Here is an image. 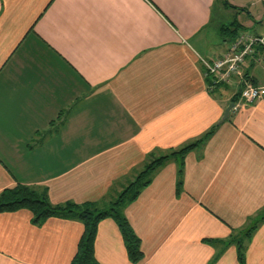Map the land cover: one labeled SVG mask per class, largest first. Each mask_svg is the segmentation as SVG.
<instances>
[{"label": "crops", "instance_id": "0c3cea01", "mask_svg": "<svg viewBox=\"0 0 264 264\" xmlns=\"http://www.w3.org/2000/svg\"><path fill=\"white\" fill-rule=\"evenodd\" d=\"M214 6L0 0V192L18 184L47 188L53 205L102 208L152 157L215 127L181 159L180 189L181 160L172 158L123 212L140 240L137 264H239L230 239L264 215V102L241 103L238 79L207 91L201 59L214 60L226 47L220 26L219 41L208 46ZM249 15L237 18L241 29L264 35L247 30L257 24ZM261 54L257 48L242 73L262 87ZM32 62L56 75L48 88ZM62 110L65 122L57 126ZM82 233L76 220L36 225L28 210L0 213V264H70ZM243 242L244 264H264V221ZM93 252L99 264H133L111 219L99 222Z\"/></svg>", "mask_w": 264, "mask_h": 264}, {"label": "trees", "instance_id": "16d2710c", "mask_svg": "<svg viewBox=\"0 0 264 264\" xmlns=\"http://www.w3.org/2000/svg\"><path fill=\"white\" fill-rule=\"evenodd\" d=\"M225 5L227 6V4ZM228 7H232L234 10L244 11L233 5H229ZM248 16H250L249 13ZM219 28L221 40L225 45L233 42L239 33L244 31V29H241V26L238 24L237 19L228 25L222 24ZM215 89L216 87L211 93ZM65 117L66 112L62 110L53 123H56L57 126L63 125ZM214 129L215 127L185 147L178 150H171L158 157H152V159L144 164L141 171L135 175L133 180L124 186L121 192L113 200L107 202L102 208L99 207L98 204L93 203L76 204L73 202H66L53 205L49 201L47 188H35L18 184L12 189L0 192V213L16 212L22 209L28 210L32 214L33 224L36 225L43 223L49 218L79 221L83 225V233L78 241L76 254L70 264H99L96 261L93 252L97 226L100 221L111 219L119 229L129 261L133 264H137L143 258V254L140 250V240L133 232L123 212L125 207L133 203L138 198L141 191L150 184L151 175L157 168L161 167L172 158L181 160L187 152L202 145L212 134ZM182 174L183 165L181 160L177 171V190L181 188ZM263 221L264 215L255 220L248 229L230 239V241L236 245L237 260L239 264H244L245 245L243 241L249 240L253 231Z\"/></svg>", "mask_w": 264, "mask_h": 264}, {"label": "built area", "instance_id": "2783aa9c", "mask_svg": "<svg viewBox=\"0 0 264 264\" xmlns=\"http://www.w3.org/2000/svg\"><path fill=\"white\" fill-rule=\"evenodd\" d=\"M257 48L262 54L257 56L255 61L264 63V35L257 36L242 31L233 42L226 45L218 58L211 61L201 59L207 91L211 92L219 85L231 86L234 80L238 79L242 83L239 88L241 103L264 102V86H256L244 81L242 73V65L248 57H255Z\"/></svg>", "mask_w": 264, "mask_h": 264}, {"label": "rangeland", "instance_id": "374dc122", "mask_svg": "<svg viewBox=\"0 0 264 264\" xmlns=\"http://www.w3.org/2000/svg\"><path fill=\"white\" fill-rule=\"evenodd\" d=\"M227 4V6L225 5ZM229 5H233V6H238L237 8H240L242 11H238V10H234L232 7H228ZM248 13H250L253 16H256V22L257 24L254 25V27H247V30L252 31V32H256V33H263L264 32V0H215V6L213 8V13H212V21H211V25L209 27V32H208V39H209V47L213 48L215 47L214 45L216 44V42L219 41V37L215 34L218 27L220 25H228L232 22H234L237 18L239 19V21L241 20L242 22H245L248 18L247 15ZM240 21V22H241ZM242 24V23H241ZM54 63H51V65ZM57 64V63H56ZM30 70H32L31 72H33V70L37 69L38 71H40L43 75H46V82H47V88H48V82H51V79H53L54 77H56V75L53 73L51 74L49 77V74H46L49 72L48 69H46L45 67L42 69L40 67L39 64L32 62L31 65L29 66ZM56 73L58 72L57 70L55 71ZM64 74L68 75L69 72L62 67V71ZM61 76L63 79L64 76ZM55 85L52 83V88L47 91L55 92ZM57 95L61 94L62 95V91L61 89H56V93ZM47 95H49V93H47ZM48 100H52V97H49ZM83 100L82 98H79V101ZM78 101V102H79ZM83 102H79L78 103V107L82 104ZM71 105L68 107H65L64 110H67V113H69L72 109H71ZM75 107V106H74ZM77 107V106H76ZM38 138L32 139L31 140V144H34L37 141Z\"/></svg>", "mask_w": 264, "mask_h": 264}, {"label": "water", "instance_id": "95a60500", "mask_svg": "<svg viewBox=\"0 0 264 264\" xmlns=\"http://www.w3.org/2000/svg\"><path fill=\"white\" fill-rule=\"evenodd\" d=\"M232 108H233V103H229L228 106L225 108L223 116L219 120L218 124L222 123L224 120L227 119L229 112L231 111Z\"/></svg>", "mask_w": 264, "mask_h": 264}]
</instances>
